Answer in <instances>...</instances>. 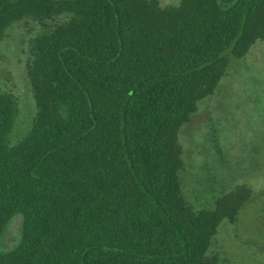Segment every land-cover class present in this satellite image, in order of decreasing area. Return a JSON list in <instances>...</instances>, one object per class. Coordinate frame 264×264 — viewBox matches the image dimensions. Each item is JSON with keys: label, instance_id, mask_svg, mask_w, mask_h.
Instances as JSON below:
<instances>
[{"label": "trees", "instance_id": "trees-1", "mask_svg": "<svg viewBox=\"0 0 264 264\" xmlns=\"http://www.w3.org/2000/svg\"><path fill=\"white\" fill-rule=\"evenodd\" d=\"M27 20L36 117L10 141L17 97L0 88V264H220L210 247L253 196L195 210L182 127L230 58L264 42V0H0V45Z\"/></svg>", "mask_w": 264, "mask_h": 264}, {"label": "rangeland", "instance_id": "rangeland-1", "mask_svg": "<svg viewBox=\"0 0 264 264\" xmlns=\"http://www.w3.org/2000/svg\"><path fill=\"white\" fill-rule=\"evenodd\" d=\"M182 0H159L177 6ZM39 25L23 20L11 27L0 45V88L17 97L19 114L10 138L23 140L36 117L27 75L30 41ZM185 168L183 195L195 209H214L215 201L237 186L253 196L236 223L224 220L210 254L220 264H264V42L258 40L242 59L230 58L226 76L215 93L198 103L197 112L180 131ZM22 216L13 217L0 251L20 241Z\"/></svg>", "mask_w": 264, "mask_h": 264}]
</instances>
